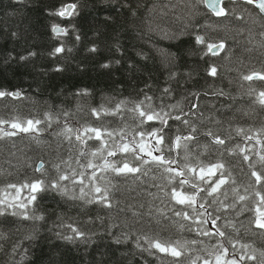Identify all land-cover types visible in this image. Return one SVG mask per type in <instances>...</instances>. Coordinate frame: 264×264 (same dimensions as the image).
<instances>
[{
    "label": "trees",
    "instance_id": "16d2710c",
    "mask_svg": "<svg viewBox=\"0 0 264 264\" xmlns=\"http://www.w3.org/2000/svg\"><path fill=\"white\" fill-rule=\"evenodd\" d=\"M69 5H75L71 15H54ZM225 7L227 15L216 17L199 0H0V91L19 93L0 97V120L9 122L0 128L17 132L0 136V264H203L204 259L215 264L220 242L229 248V258L255 255L241 264H264V229L252 223L264 184L251 175L254 170L264 175L259 97L264 80L243 79L264 74V16L242 1ZM54 25L66 34L53 32ZM197 35L204 44L197 43ZM221 42L218 53L207 52V45ZM57 47L64 51L55 53ZM141 101L148 112L170 114L161 147L176 161L170 167L184 171L185 179L195 180L191 168L224 164L228 183L214 196L200 193L203 209L197 204L193 212L166 195L180 177L170 179L174 173L150 156L142 153L147 163L131 153L107 156L118 144H143L146 153L156 143L138 135L161 127L159 121L141 125L136 109ZM93 109L103 111L97 117ZM27 120L41 123L28 133L10 126ZM85 128L113 132L104 134V157L141 171H103L104 157L92 156L102 141L88 139L93 134ZM189 134L194 139L168 151L177 135ZM214 137L225 143H215ZM89 161L101 167H84ZM73 171L85 173L86 186L61 181L59 189L40 192L27 208L20 207L29 195V189L18 193L20 186L38 179L47 185ZM94 185L107 190L111 207L99 202ZM238 195L246 199L239 201ZM176 212H188L192 219ZM217 229L226 236L201 234ZM149 240L179 242L183 254L161 253L149 248ZM229 240L239 242L236 250Z\"/></svg>",
    "mask_w": 264,
    "mask_h": 264
},
{
    "label": "snow or ice",
    "instance_id": "6c2138e0",
    "mask_svg": "<svg viewBox=\"0 0 264 264\" xmlns=\"http://www.w3.org/2000/svg\"><path fill=\"white\" fill-rule=\"evenodd\" d=\"M200 3L206 4L208 8H210L217 16H223L227 15L226 11L224 8L220 7V4L222 3V0H199ZM248 4L255 5L257 8L260 9L261 12H264V0H246ZM75 8V5H72L70 7L62 8L59 10L57 13H54V15H59V16H66V15H71L73 10ZM53 32L57 33L58 35L63 33L66 34V30L59 27L58 25L53 26ZM78 38V37H77ZM196 41L199 44H204L205 40L203 36H196ZM224 47V44L221 42L219 45L216 44H209L207 45V52H211L213 55L216 53L213 52V49H222ZM64 49L62 47H57L55 49V53H60L63 52ZM92 51H95V48L92 49ZM207 52L205 54H207ZM107 66V65H105ZM210 74L215 76L216 75V68L212 67L210 69ZM244 80L252 81L253 79H259V80H264V74L261 73H252L250 75H246L243 77ZM5 95H12V96H19V93H5L4 91H0V97H4ZM260 97V103L264 104V91H261L259 93ZM146 99H151L150 97H147ZM144 102L141 101L140 104H137L136 109L139 110L138 114L139 117L143 118L141 119L140 123L141 125L146 124L151 121H159L161 124V127L158 128H153L149 132L145 133L143 131L139 132L138 135L143 138L146 135L150 136L153 140H155V144L151 145L150 150H148L145 153V149L143 147V144H136L133 142L132 144L129 143H124V144H118L115 147V150H108L107 151V156H115L117 152L120 153H131L132 157L134 160L141 161V163H147L148 161L144 160V155L142 153L148 155L151 157L152 161H154L158 166L160 165H166L165 171L168 173H174L173 176L170 177L172 180H176L177 177H180V179L177 181V186L171 188L170 192L166 193V195H169L177 204L185 206L187 208H191L193 212H197L196 205L199 204V208L203 209L205 207V204L203 202H200L203 200L202 197H200L201 192H205L207 196H214L222 187V185L228 183V179L224 176L223 169H224V164L223 163H216L207 167H200V168H191L189 171L193 174H195V180L193 179H185V172L182 170H176L172 167H170L171 164L176 163L175 160H169L163 155V149L162 145L165 144V139H166V131L165 129L169 127L168 125V119L166 117H169V113L163 112L161 110L160 112H148L144 108L141 107V105ZM148 108H151V105L149 104L147 106ZM119 110V106H117V111ZM100 111L97 109H93L92 112L94 115L97 117L100 116ZM176 120H181L180 116L174 117ZM183 123L187 124V120H183ZM9 123L7 121L0 120V124H5ZM41 121L36 120H27L25 124H21L19 122H14L11 123V128L13 129H18L21 132H31L33 130H36V125H39ZM67 131L70 133L72 132V129L69 128ZM86 134L87 133H92L93 135H89L88 139H96L102 141L101 145L97 147L96 151L92 153L93 157L96 156H102L104 157L105 150L107 149V141L103 139L104 134L106 133L108 137H112L114 135L113 132H108L106 129H100V128H85L83 130ZM192 131H195V128L192 129ZM242 131V130H240ZM17 132L15 131H6L3 128H0V136H14L16 135ZM211 135V133H209ZM70 138V137H69ZM76 139L80 140L82 143H86L82 139V137L77 134ZM123 139V137H121ZM194 139V137L189 134L188 136H180L177 135L175 137V140L173 143H170L168 146V151L173 150V144L176 149H178L181 146L182 141H188ZM214 142L217 144H224L225 141L219 137H214ZM139 148V151L137 149ZM243 151V150H242ZM155 153H161L160 155H156ZM83 155V153H82ZM245 160H248L249 157L245 155L244 157ZM260 161L264 162V155L260 156ZM55 167L59 168V165H56ZM84 167L89 168V169H95L98 166L94 164L93 162L89 161L87 165ZM44 165L41 163L37 168L36 171L41 172L43 171ZM111 170L117 175L121 174H131V173H138L141 171L140 167L132 166L129 162L125 161L122 163L121 166L117 167L115 163L112 161H109L106 157H104V163L102 165V170L107 171ZM77 175H79V178L77 179ZM84 175L85 173H75L74 171L71 173V175L68 174H62L58 177V180L55 182H51L49 184H45L44 180L38 179L35 181H32L31 183H26L22 186H20L19 189H17V185L10 184L8 187L17 189L18 193L22 189H29V195L26 197L27 203H22L20 207L22 208H27L28 204H31L37 199V194L43 191H46L47 189L51 188L53 190L59 189L61 187L60 182L61 181H66V180H71L73 184H81L85 185V180H84ZM252 177L255 178V183L256 184H264V175L261 174L259 171H252L251 173ZM96 172L91 173V180H96ZM213 181L211 177H217ZM199 181H203L204 184L209 185V187L204 188L201 187L199 184ZM86 186V185H85ZM185 186L190 187L193 191L188 192ZM94 192L96 194H99L98 200L101 203H104L106 206L111 207V202L108 200V192L106 189H102L98 185H94ZM80 192L82 195H86L85 193V188L81 187ZM257 196H259V204L257 207L254 209V211L257 213L255 219L252 221V223L255 225V227L259 229H264V207H261V205H264V195L260 194L259 192L257 193ZM246 199L245 195H238V200L239 201H244ZM93 202V201H89ZM0 203H4V201H0ZM225 207H235V204L232 205H225ZM26 215V214H25ZM176 215H183L184 218L186 219H192L191 216H189L188 212H176ZM218 219V218H217ZM199 222V221H197ZM203 223H208V220H204ZM211 223L215 225L216 220L212 219ZM73 232L76 233L77 237H83L84 233L79 232L76 229H73ZM201 234L203 235H217L219 237H225L226 234L223 231H220L217 229L214 233L211 232V230H206L203 231ZM67 239H72V237H67ZM148 239V238H145ZM192 243H196V241H193ZM229 243L232 245V248L234 250L237 249V244L239 243L238 241H231L229 240ZM179 242H176V244L172 243H167V242H161L159 240H149L148 241V246L149 248H155L161 253L165 254H170L173 257H180L183 253L181 251V248L178 247ZM139 246V245H138ZM240 248L242 249H247L249 246L246 244H241L239 245ZM218 253L215 256V264H241L242 261L245 259L248 260H256L257 257L255 255H240L239 258L237 259L235 254L233 253L231 258H229V248L224 246L223 242H220L218 245ZM264 255V253H262ZM192 264H195V261L192 262ZM203 264H212V262L208 259L203 260Z\"/></svg>",
    "mask_w": 264,
    "mask_h": 264
},
{
    "label": "water",
    "instance_id": "95a60500",
    "mask_svg": "<svg viewBox=\"0 0 264 264\" xmlns=\"http://www.w3.org/2000/svg\"><path fill=\"white\" fill-rule=\"evenodd\" d=\"M229 1H232V2H235V1H242V2H245V3H247L246 2V0H222V3L220 4V7H222V8H224L225 9V7H224V4L226 3V2H229ZM70 6H72V5H70ZM70 6H68V7H70ZM205 6L207 7V5L205 4ZM255 6V5H254ZM256 7V6H255ZM257 8V7H256ZM207 9L208 10H210L216 17H224V16H226V15H223V16H217L210 8H208L207 7ZM259 11H260V9L259 8H257ZM225 11H226V9H225ZM226 13H227V11H226ZM260 13L264 16V12H261L260 11ZM67 16H69V15H66L65 17H67ZM62 34V33H61ZM220 51V49L219 50H217V49H213V52H215V53H218Z\"/></svg>",
    "mask_w": 264,
    "mask_h": 264
},
{
    "label": "bare ground",
    "instance_id": "6f19581e",
    "mask_svg": "<svg viewBox=\"0 0 264 264\" xmlns=\"http://www.w3.org/2000/svg\"><path fill=\"white\" fill-rule=\"evenodd\" d=\"M224 7H225V4H224ZM225 9H226V7H225ZM226 11H227V9H226Z\"/></svg>",
    "mask_w": 264,
    "mask_h": 264
}]
</instances>
